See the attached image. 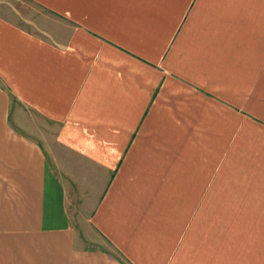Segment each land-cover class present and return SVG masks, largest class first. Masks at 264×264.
<instances>
[{
  "label": "crops",
  "instance_id": "obj_1",
  "mask_svg": "<svg viewBox=\"0 0 264 264\" xmlns=\"http://www.w3.org/2000/svg\"><path fill=\"white\" fill-rule=\"evenodd\" d=\"M24 1L0 264H264V0Z\"/></svg>",
  "mask_w": 264,
  "mask_h": 264
},
{
  "label": "rangeland",
  "instance_id": "obj_2",
  "mask_svg": "<svg viewBox=\"0 0 264 264\" xmlns=\"http://www.w3.org/2000/svg\"><path fill=\"white\" fill-rule=\"evenodd\" d=\"M14 2H15V4H17L18 6L21 7L23 14L26 15L27 17H28V15H29V13H30V15H31L32 13H33V14H37V11H36V10H33V9L29 10V7H30V6L23 4V3L25 2L24 0H14ZM16 2H17V3H16ZM25 11H26V12H25ZM27 12H29V13H27ZM33 14H32V15H33ZM24 20H25V17H23V21H21V22H22L23 24H24V23H27V24H28V22H26V20H25V22H24Z\"/></svg>",
  "mask_w": 264,
  "mask_h": 264
}]
</instances>
